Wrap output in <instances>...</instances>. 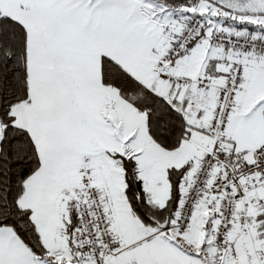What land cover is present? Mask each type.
I'll list each match as a JSON object with an SVG mask.
<instances>
[{
    "label": "snow or ice",
    "instance_id": "1",
    "mask_svg": "<svg viewBox=\"0 0 264 264\" xmlns=\"http://www.w3.org/2000/svg\"><path fill=\"white\" fill-rule=\"evenodd\" d=\"M0 264H264V0H0Z\"/></svg>",
    "mask_w": 264,
    "mask_h": 264
}]
</instances>
